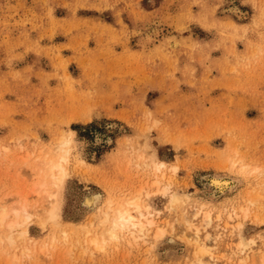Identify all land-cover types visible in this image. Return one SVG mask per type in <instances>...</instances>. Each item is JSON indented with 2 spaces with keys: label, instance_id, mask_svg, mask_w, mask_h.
Instances as JSON below:
<instances>
[{
  "label": "rangeland",
  "instance_id": "obj_1",
  "mask_svg": "<svg viewBox=\"0 0 264 264\" xmlns=\"http://www.w3.org/2000/svg\"><path fill=\"white\" fill-rule=\"evenodd\" d=\"M62 141L54 222L31 188ZM136 195L161 238L91 244ZM23 198L0 264H264V0H0V202Z\"/></svg>",
  "mask_w": 264,
  "mask_h": 264
},
{
  "label": "bare ground",
  "instance_id": "obj_2",
  "mask_svg": "<svg viewBox=\"0 0 264 264\" xmlns=\"http://www.w3.org/2000/svg\"><path fill=\"white\" fill-rule=\"evenodd\" d=\"M67 146L68 141H62L55 146V154L53 153L54 157L42 156L43 158L39 163L38 169L36 171L37 181L31 188V193L33 195L49 201L47 212L49 218L54 222L58 219L60 204L62 201V188L66 176L64 165L67 162V153L69 152L66 148ZM79 162L83 165L86 164L83 160H79ZM153 163L154 169L158 172L165 167V164L163 162ZM205 178L213 191V195L222 193L227 189H231L235 185H233V182L228 181L229 178L228 180L221 177ZM213 180L218 181L215 186L211 183V181ZM141 197L139 195H136L126 199L121 198L120 200L116 201L114 199H108L104 202V208L101 209L98 207L102 216L98 223L100 230L90 240L91 244L98 247L100 245V242H105L107 239H115L119 233L123 232L129 233L130 238H134L135 240H137L139 238H144L154 227L158 228L157 223L148 216V210H150V205L147 199L148 195H146L145 199H142ZM21 200L22 201H19L15 205L10 207L5 206L4 202H0V226L6 224L5 227H7L9 230V235L7 236L9 243L13 242V231H15L16 229H22V231L19 232V235H25L27 233L25 225L32 219V217H35V213H32L29 210L26 198H23ZM98 200V195H88L85 197L83 205L91 210L96 207L97 203H99ZM181 203L182 199L180 198V196L172 194L170 199V206L173 207L176 205H180ZM195 215L197 216V212H194V216ZM209 217L210 216L208 213L204 214L205 220H210ZM187 228L191 229L190 225H188ZM197 232L198 228L195 229V235ZM161 233V229L158 228L155 237H160ZM245 245L246 244L242 239L239 243V246L244 247ZM199 250L201 252V255L203 252H205V249L203 247Z\"/></svg>",
  "mask_w": 264,
  "mask_h": 264
},
{
  "label": "snow or ice",
  "instance_id": "obj_3",
  "mask_svg": "<svg viewBox=\"0 0 264 264\" xmlns=\"http://www.w3.org/2000/svg\"><path fill=\"white\" fill-rule=\"evenodd\" d=\"M211 183L215 186L218 183V181L213 180V181H211Z\"/></svg>",
  "mask_w": 264,
  "mask_h": 264
}]
</instances>
